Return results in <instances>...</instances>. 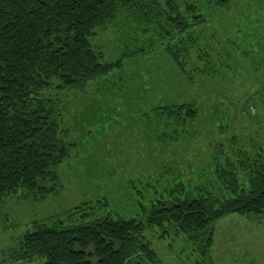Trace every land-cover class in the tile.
<instances>
[{
  "label": "rangeland",
  "instance_id": "rangeland-1",
  "mask_svg": "<svg viewBox=\"0 0 264 264\" xmlns=\"http://www.w3.org/2000/svg\"><path fill=\"white\" fill-rule=\"evenodd\" d=\"M157 1L165 5L167 0ZM173 1L182 9L198 7L204 20L200 38L209 47L213 72L194 70L190 82L157 47L125 60L121 70L82 92H44L43 98L56 102L59 137L71 147L69 158L57 167L58 184L48 195L19 191L0 198V264L40 262L12 258L34 221L78 223L82 216L133 213L136 191L148 199L158 197V191L165 197L171 183L167 169L180 172L187 165L195 175L208 171L198 185L185 178L190 192L199 194L202 188L217 194L222 191L209 171L216 165L212 156L226 164L238 153L264 150V0ZM114 35L109 26L89 39L103 62L118 60ZM183 100L193 102L197 111L190 126H174L154 111ZM175 132L180 133L177 140ZM161 235L152 228L143 239L163 263L198 261L183 236ZM210 255L213 264H264V216L254 220L230 214L216 221Z\"/></svg>",
  "mask_w": 264,
  "mask_h": 264
},
{
  "label": "trees",
  "instance_id": "trees-1",
  "mask_svg": "<svg viewBox=\"0 0 264 264\" xmlns=\"http://www.w3.org/2000/svg\"><path fill=\"white\" fill-rule=\"evenodd\" d=\"M198 14L197 6L182 9L173 0L165 5L157 0H0V198L19 191L48 195L58 181L57 167L69 158L71 147L59 137L56 102L43 98L44 92H82L121 70L125 60L157 47L190 82L194 70L213 72ZM109 26L119 55L111 63L103 62L89 42ZM154 111L174 126H190L197 115L187 100ZM175 133L177 140L180 133ZM238 155L226 164L212 156L216 165L209 171L222 192H190L185 178L198 185L206 169L195 175L191 165L180 172L166 167L171 183L165 197L158 191L148 199L136 191L133 213L82 216L78 223L34 221L12 258L38 264H165L143 239L146 230L156 228L160 239L171 231L183 236L198 256L195 264H213L216 221L230 214L264 216V150Z\"/></svg>",
  "mask_w": 264,
  "mask_h": 264
}]
</instances>
